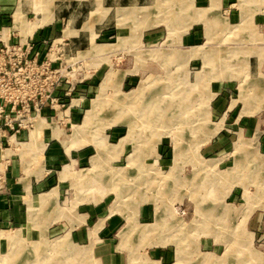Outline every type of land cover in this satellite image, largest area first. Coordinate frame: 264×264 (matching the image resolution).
<instances>
[{"label":"rangeland","instance_id":"374dc122","mask_svg":"<svg viewBox=\"0 0 264 264\" xmlns=\"http://www.w3.org/2000/svg\"><path fill=\"white\" fill-rule=\"evenodd\" d=\"M34 1L48 17L51 1ZM124 5L134 7L106 15L98 0L96 19L116 38L79 46L83 76L96 72L99 90L54 133L78 162L48 169L50 209L32 202L24 220L0 224V264H264V0ZM147 106L152 118L138 112ZM42 134L32 147L40 173ZM93 207L101 215L84 221L79 240L60 230ZM63 237L69 246L58 248Z\"/></svg>","mask_w":264,"mask_h":264},{"label":"crops","instance_id":"0c3cea01","mask_svg":"<svg viewBox=\"0 0 264 264\" xmlns=\"http://www.w3.org/2000/svg\"><path fill=\"white\" fill-rule=\"evenodd\" d=\"M50 1L52 8L50 13H48V17L41 12L34 0H5L4 2H0V29L10 27L11 31L16 32L18 36L21 35L22 37L26 36V34H33L39 42L45 39L51 40L63 37L70 40L71 45L77 48L79 46L83 47L87 41L90 44L92 39H98L100 36L106 42H110L113 38H116L117 32L112 27L102 26V22L99 23L96 19L95 12L99 9L98 0L95 3H91L90 8H87L89 5L88 0ZM119 7L134 6H125L124 0H101V8L105 11L109 10L106 15H109L110 11L117 10ZM17 12H20L22 15L24 28L15 23V14ZM109 22L108 18L104 21V24L106 25ZM87 23H89L90 29L84 30ZM65 31H69L71 36L66 37ZM198 37H200L198 32H189V43L197 42ZM17 40L18 38H13V42ZM257 68L260 69V66H257ZM99 80L98 75L94 72L83 84L79 85L78 96L80 98L77 101L80 102V105L76 109H73L72 112L76 121L82 117L89 99L98 92ZM227 87H221V91L224 88L225 91H228ZM245 116L247 118L252 117L249 114L240 115V117ZM38 122H41L42 127L38 130L35 127L30 134L26 130L19 134L9 132L7 138L3 140L0 146V159L2 160L0 165L5 166V171L0 176L1 225L9 226L14 221L18 222L19 216L24 220V216L28 215L30 209H32V202L34 205H42L46 209H50L54 203L41 204L39 201V197L42 194L55 190L51 189L50 191L43 192L51 188L53 183L49 176L50 170L48 169L58 167L67 161H71L72 163L78 162L73 157L79 158V153L74 152L69 154L66 152L62 141L58 138H53L52 131L48 132L47 128H45L44 122H46L47 126L50 123L46 120ZM34 131H36L37 137L43 131L42 145L47 151L43 161L44 169L41 170V173L32 171V156L36 152L35 148H32V132ZM54 133H57V131ZM37 144L38 138L37 143L33 147ZM48 194H45L47 198H49ZM82 211L84 213L83 216H76L72 222L67 221L61 224L62 228L60 230L72 231L76 240H79L83 235L84 221L92 224L91 220L96 215H101L99 208L93 207ZM145 216H147L146 212ZM47 229L55 231L57 227H55V224H49L46 227Z\"/></svg>","mask_w":264,"mask_h":264},{"label":"built area","instance_id":"2783aa9c","mask_svg":"<svg viewBox=\"0 0 264 264\" xmlns=\"http://www.w3.org/2000/svg\"><path fill=\"white\" fill-rule=\"evenodd\" d=\"M80 52L63 37L39 42L0 29V146L9 132L30 134L37 120L56 124L53 138L56 129L74 126L78 87L88 79Z\"/></svg>","mask_w":264,"mask_h":264},{"label":"bare ground","instance_id":"6f19581e","mask_svg":"<svg viewBox=\"0 0 264 264\" xmlns=\"http://www.w3.org/2000/svg\"><path fill=\"white\" fill-rule=\"evenodd\" d=\"M215 4V2H213V5ZM162 12V11H161ZM129 16V15H128ZM199 17H202V14H199L198 15ZM15 23L18 25V26H20L21 28H24V22H23V18H22V15H21V13L20 12H17L16 14H15ZM146 23V22H145ZM35 27V26H34ZM198 51V50H197ZM199 53V52H198ZM204 55V54H203ZM201 56V55H200ZM205 56V55H204ZM207 57V56H206ZM206 61V60H205ZM111 78H112V76H111ZM109 80V79H108ZM110 83V82H109ZM129 96H131V95H129ZM140 102V101H139ZM152 101H148V103H149V105H151L152 103H151ZM133 104V103H132ZM138 104V103H137ZM137 107V106H136ZM132 108V107H131ZM134 108V107H133ZM152 109V106H147V109L145 110L144 108L143 109H141V111H139L138 110V112L140 113L141 112V114L144 112V116L146 117L147 116V118H149L150 117V113L152 112V111H150ZM155 109H160V108H155ZM162 110V109H161ZM130 111V110H129ZM131 111H133V112H135L134 110H131ZM162 111H164L165 112V110H162ZM146 114H148V115H146ZM162 115L163 114H159V115H157V116H154V120H156V119H158V118H161L162 117ZM180 116H183V115H180ZM138 117V116H137ZM150 118H152V117H150ZM143 122V121H142ZM145 123V122H144ZM149 123V122H148ZM155 123H158L157 121H153V124H155ZM185 123V122H184ZM133 124V123H132ZM149 125H150V123H149ZM42 127V125H41V122H37L36 123V130H38L39 128H41ZM83 127H84V125H83ZM132 128V127H131ZM80 129H81V127H77V128H75V134H76V137L78 136V135H80L79 133H80ZM130 130H132V129H130ZM137 130V129H136ZM139 130V129H138ZM133 131V130H132ZM140 131V130H139ZM171 131V130H170ZM134 132V131H133ZM140 134H142V133H140ZM135 136V135H134ZM37 133H36V131H34V132H32V147H33V145H35L36 143H37ZM128 138V137H127ZM122 143V142H121ZM228 176V175H227ZM53 195H54V193H53ZM47 196H49V198H52V193H49ZM120 196V195H119ZM249 197V196H248ZM46 197V195L45 196H42L40 199H39V201H40V203H46V201L49 199V198H47ZM53 202V201H52ZM151 227V226H150ZM152 230V229H151ZM148 231V230H147ZM146 235H147V232H146ZM13 240H15V241H13ZM11 241H12V245L13 246H18L19 244H20V242L22 241L21 240V238L19 237V233L16 235V236H14L12 239H11ZM32 245V244H31ZM57 246H58V248H62V247H67V246H69V243L67 242V237H63V238H61L58 242H57V244H56ZM18 248V247H17ZM77 251H79V250H77ZM37 252H39V249H38V247H36V246H34V248H33V252H32V250H31V252L29 253L30 255L32 254V253H37ZM75 252V251H74ZM231 252H232V250H231ZM230 252V253H231ZM82 253V252H81ZM233 253V252H232ZM75 254V253H74ZM86 254V253H85ZM76 255V254H75ZM88 255V254H87ZM11 256V255H10ZM72 256V255H71ZM77 256V255H76ZM79 256V255H78ZM231 258H232V256H231ZM238 259V258H237ZM253 259V258H252ZM240 260H242V259H240ZM239 261V260H238ZM255 261V260H254ZM83 262V261H82ZM133 262V261H132ZM237 262V261H236ZM263 262V261H262ZM232 263V262H231ZM260 264V263H259Z\"/></svg>","mask_w":264,"mask_h":264}]
</instances>
